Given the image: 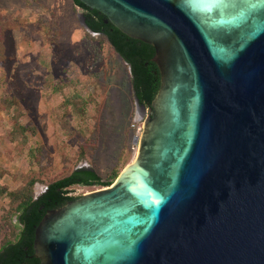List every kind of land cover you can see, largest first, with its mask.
I'll use <instances>...</instances> for the list:
<instances>
[{
  "label": "water",
  "instance_id": "obj_1",
  "mask_svg": "<svg viewBox=\"0 0 264 264\" xmlns=\"http://www.w3.org/2000/svg\"><path fill=\"white\" fill-rule=\"evenodd\" d=\"M78 1L154 48L160 87L149 107L134 94L145 115L134 161L48 211L34 257L264 264V0Z\"/></svg>",
  "mask_w": 264,
  "mask_h": 264
},
{
  "label": "rangeland",
  "instance_id": "obj_2",
  "mask_svg": "<svg viewBox=\"0 0 264 264\" xmlns=\"http://www.w3.org/2000/svg\"><path fill=\"white\" fill-rule=\"evenodd\" d=\"M79 14L74 0H0V189L35 181L37 199L77 169L111 181L136 157L145 115L136 109L130 68ZM18 108L19 125L33 132L19 131ZM101 189L74 186L69 195ZM13 209L0 197V247L14 238Z\"/></svg>",
  "mask_w": 264,
  "mask_h": 264
},
{
  "label": "trees",
  "instance_id": "obj_3",
  "mask_svg": "<svg viewBox=\"0 0 264 264\" xmlns=\"http://www.w3.org/2000/svg\"><path fill=\"white\" fill-rule=\"evenodd\" d=\"M77 7L84 11L85 23L94 33L101 35L112 45L116 53L131 68V83L135 96L140 105L149 107L160 87V74L157 66L152 62L155 50L150 45L132 39L121 33L111 23L106 24V17L98 11H91L78 0H74ZM15 100L8 101L10 108ZM16 102V101H15ZM21 108L15 113V121L19 131L25 133L34 131L29 127L19 125ZM115 172L111 181L103 179L93 169H77L72 174L50 183L45 192L35 199L30 186L23 190L8 191L0 189V197H6L17 214L18 225L14 227L13 239L6 240L0 247V264H40L34 257L33 243L35 229L44 215L58 209L69 201L75 200L70 196V188L83 187H109L113 180L118 178Z\"/></svg>",
  "mask_w": 264,
  "mask_h": 264
},
{
  "label": "built area",
  "instance_id": "obj_4",
  "mask_svg": "<svg viewBox=\"0 0 264 264\" xmlns=\"http://www.w3.org/2000/svg\"><path fill=\"white\" fill-rule=\"evenodd\" d=\"M94 34V33H93ZM95 35H98V34H95ZM140 131V130H139Z\"/></svg>",
  "mask_w": 264,
  "mask_h": 264
},
{
  "label": "flooded vegetation",
  "instance_id": "obj_5",
  "mask_svg": "<svg viewBox=\"0 0 264 264\" xmlns=\"http://www.w3.org/2000/svg\"><path fill=\"white\" fill-rule=\"evenodd\" d=\"M142 112V111H141ZM142 114L144 115V113L142 112Z\"/></svg>",
  "mask_w": 264,
  "mask_h": 264
}]
</instances>
